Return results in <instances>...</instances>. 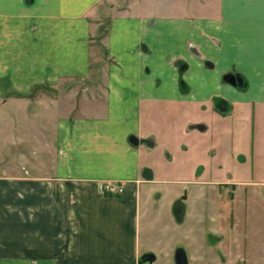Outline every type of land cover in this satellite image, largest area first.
<instances>
[{
	"label": "crops",
	"instance_id": "crops-1",
	"mask_svg": "<svg viewBox=\"0 0 264 264\" xmlns=\"http://www.w3.org/2000/svg\"><path fill=\"white\" fill-rule=\"evenodd\" d=\"M0 103V264H264V0H0Z\"/></svg>",
	"mask_w": 264,
	"mask_h": 264
},
{
	"label": "rangeland",
	"instance_id": "rangeland-1",
	"mask_svg": "<svg viewBox=\"0 0 264 264\" xmlns=\"http://www.w3.org/2000/svg\"><path fill=\"white\" fill-rule=\"evenodd\" d=\"M0 107H2L1 103H0ZM26 134H28V132ZM5 137L6 135L0 130V177L8 176L9 174H11L14 170L13 166H16V164L14 163V155L15 152L17 151V148L14 142L12 141L10 142L8 140L5 142L4 141Z\"/></svg>",
	"mask_w": 264,
	"mask_h": 264
},
{
	"label": "water",
	"instance_id": "water-1",
	"mask_svg": "<svg viewBox=\"0 0 264 264\" xmlns=\"http://www.w3.org/2000/svg\"><path fill=\"white\" fill-rule=\"evenodd\" d=\"M225 81H229L232 85H240V78L234 76L231 73H228L224 77ZM133 142L137 143V139L134 137ZM153 260V255L151 253H144L138 261V264H150ZM174 261L175 264H187V258L185 255V252L183 249H177L175 254H174Z\"/></svg>",
	"mask_w": 264,
	"mask_h": 264
},
{
	"label": "built area",
	"instance_id": "built-area-1",
	"mask_svg": "<svg viewBox=\"0 0 264 264\" xmlns=\"http://www.w3.org/2000/svg\"><path fill=\"white\" fill-rule=\"evenodd\" d=\"M103 189L105 191H114L116 193H121L122 191V188L118 187L117 185L113 184V183H106L104 186H103Z\"/></svg>",
	"mask_w": 264,
	"mask_h": 264
}]
</instances>
